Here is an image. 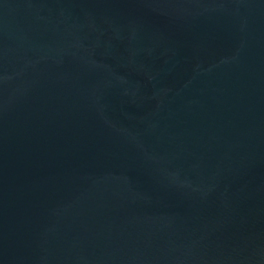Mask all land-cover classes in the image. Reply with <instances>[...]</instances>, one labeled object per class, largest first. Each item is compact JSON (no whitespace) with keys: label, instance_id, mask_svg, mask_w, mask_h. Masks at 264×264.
Wrapping results in <instances>:
<instances>
[{"label":"water","instance_id":"1","mask_svg":"<svg viewBox=\"0 0 264 264\" xmlns=\"http://www.w3.org/2000/svg\"><path fill=\"white\" fill-rule=\"evenodd\" d=\"M0 264H264V0H0Z\"/></svg>","mask_w":264,"mask_h":264}]
</instances>
